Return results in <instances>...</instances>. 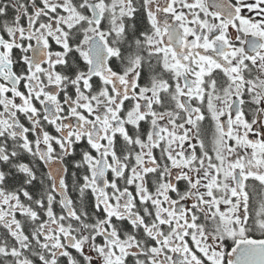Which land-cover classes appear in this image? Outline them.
<instances>
[{"label":"snow or ice","instance_id":"6c2138e0","mask_svg":"<svg viewBox=\"0 0 264 264\" xmlns=\"http://www.w3.org/2000/svg\"><path fill=\"white\" fill-rule=\"evenodd\" d=\"M0 264H264V0H0Z\"/></svg>","mask_w":264,"mask_h":264}]
</instances>
